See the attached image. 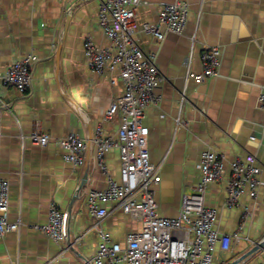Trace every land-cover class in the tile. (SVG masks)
<instances>
[{"label":"crops","instance_id":"1","mask_svg":"<svg viewBox=\"0 0 264 264\" xmlns=\"http://www.w3.org/2000/svg\"><path fill=\"white\" fill-rule=\"evenodd\" d=\"M100 1L0 0V178L10 185L8 221L19 224L18 231L0 239V264H94L101 232L125 247L127 234L141 230V222L115 201L101 205L109 212L101 221L87 207L88 193L107 190L110 180L120 179L121 168L118 147L106 156L105 172L95 157L99 139L118 140L121 113L111 118L106 113L124 93L118 71L98 75L84 58L88 37L110 45L98 24ZM177 1L189 5L186 28L159 41L146 27L157 24L164 5ZM136 13L134 41L154 57L163 78L142 120L150 162L161 177L153 186L158 215L179 217L183 198L199 182L205 152L222 156L226 169L248 155L261 168L256 199L243 197L226 209L225 179L205 196L206 207L217 211L220 235H233L243 222L241 239L232 240L229 252L218 248L213 264L236 261L264 243V108L258 102L264 88V0H142ZM210 47L222 51L218 76L200 85L186 83L187 73L202 72L201 57ZM26 54L40 61L31 93L22 96L4 88L2 77ZM36 132L49 135L47 146L32 142ZM70 135L86 143L78 167L64 160L56 143ZM76 196L64 243L34 228L48 223L52 203L68 214ZM242 264H264V249Z\"/></svg>","mask_w":264,"mask_h":264},{"label":"built area","instance_id":"2","mask_svg":"<svg viewBox=\"0 0 264 264\" xmlns=\"http://www.w3.org/2000/svg\"><path fill=\"white\" fill-rule=\"evenodd\" d=\"M142 0H101L98 24L110 45L102 47L88 37L84 46L87 66L96 74L118 71L124 93L106 113L107 118L121 113L118 140L97 141L96 161L102 171H107L106 156L113 147L120 150V179L110 180L107 190L90 191L87 207L90 213L103 220L109 212L101 205L115 201L123 212L141 222V230L129 232L126 246L111 243V234L101 232L94 264H213L214 254L219 248L229 252L233 239H241L243 222L233 235L222 236L216 228L217 211L207 208L205 196L208 188L225 179L226 198L224 207H237L243 197L256 199L261 187V168L254 156L236 159L225 167L224 158L213 152L202 154L200 179L194 193L186 195L179 217L170 219L158 215L153 186L161 181L159 169L151 164L148 150V129L143 126L145 110L155 101L154 91L163 81L154 57H148L135 43L134 26L136 11ZM189 5L177 1L164 5L158 13V22L146 29L162 41L170 32L182 35L187 24ZM202 72H189L186 83L193 80L200 85L219 74L222 51L210 47L201 57ZM40 58L26 54L16 60L2 77L4 88H12L22 96L32 91L33 72ZM114 83V82H113ZM264 108V88L258 98ZM1 114V111H0ZM2 133L0 131V139ZM34 144L45 147L50 137L44 133H33ZM65 151L64 160L80 166L86 151V143L76 135L56 141ZM8 181L0 178V239L18 231V223L8 221ZM67 215L52 203L49 221L34 228L58 244L66 240Z\"/></svg>","mask_w":264,"mask_h":264},{"label":"water","instance_id":"3","mask_svg":"<svg viewBox=\"0 0 264 264\" xmlns=\"http://www.w3.org/2000/svg\"><path fill=\"white\" fill-rule=\"evenodd\" d=\"M74 10V9H73ZM72 10V11H73ZM71 11V12H72ZM69 23H70V14L67 16V22H66V26L64 28V31H63V34H62V38L59 42V45H58V49H57V53H56V59L59 63L60 61V55H61V50H62V43H63V39H64V36L66 35V32H67V29H68V26H69ZM84 182L81 183V186L78 190V195L81 194L84 190ZM79 199V196H76L73 198V201L68 209V214H66L67 216L68 215H71V212H72V208H73V205L74 203ZM262 249H264V243H261L260 245L256 246L248 255H245L244 257L236 260V261H233V262H230L228 264H242L243 262H245L246 260H248L249 258H251L252 256L256 255L257 253H259Z\"/></svg>","mask_w":264,"mask_h":264},{"label":"bare ground","instance_id":"4","mask_svg":"<svg viewBox=\"0 0 264 264\" xmlns=\"http://www.w3.org/2000/svg\"><path fill=\"white\" fill-rule=\"evenodd\" d=\"M263 187V186H262Z\"/></svg>","mask_w":264,"mask_h":264}]
</instances>
